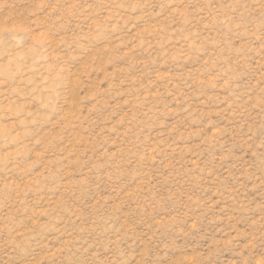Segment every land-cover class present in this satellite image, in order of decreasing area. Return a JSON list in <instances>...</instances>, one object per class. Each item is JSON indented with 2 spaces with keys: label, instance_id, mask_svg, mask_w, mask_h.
Segmentation results:
<instances>
[{
  "label": "rangeland",
  "instance_id": "374dc122",
  "mask_svg": "<svg viewBox=\"0 0 264 264\" xmlns=\"http://www.w3.org/2000/svg\"><path fill=\"white\" fill-rule=\"evenodd\" d=\"M0 264H264V0H0Z\"/></svg>",
  "mask_w": 264,
  "mask_h": 264
}]
</instances>
